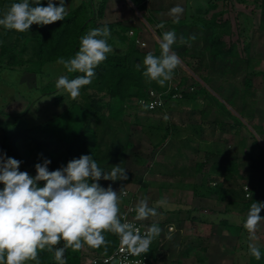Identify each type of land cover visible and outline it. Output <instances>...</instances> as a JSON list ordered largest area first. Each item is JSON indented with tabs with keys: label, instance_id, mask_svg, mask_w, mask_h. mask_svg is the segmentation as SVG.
Listing matches in <instances>:
<instances>
[{
	"label": "rangeland",
	"instance_id": "374dc122",
	"mask_svg": "<svg viewBox=\"0 0 264 264\" xmlns=\"http://www.w3.org/2000/svg\"><path fill=\"white\" fill-rule=\"evenodd\" d=\"M15 2L19 0H0V17ZM83 2L90 10L91 0H65L68 14ZM213 2L148 0L151 9L143 16L151 18L153 25L149 26L144 19L143 35L136 26L132 27L134 33L129 31L132 32L130 35L128 32L129 40L135 43L139 39L144 44L143 47L134 44L143 56L132 59L143 68L147 53L160 55L158 38H162L165 31L174 30L176 33L177 40L172 50L179 55L181 63L172 79L161 86L144 75L143 78L147 84L159 89L177 88L185 93L191 92L187 96L193 99L168 102L161 112H148L134 99L121 101L112 98L109 95L111 70L104 61L95 68L92 82L80 89L77 99H71L63 90L43 95L45 87H55L60 76L71 79L73 73L67 72L58 62L45 65L41 68L43 73L36 72L38 66L34 62H37V48L43 38H39L42 31L37 29L38 25L30 26L25 32L0 26V145L4 134L15 132L23 121L26 129L21 132L45 142H49L47 138L50 137L68 141L84 137L87 151H90L89 144L95 142L93 152L97 155L91 153V156L104 171H110L119 164L131 175L135 186H130L129 191L135 193L134 203L147 199L148 206H156V202L163 198L160 186L166 183L190 196L184 198L182 211L191 213L185 218H177V214L173 215L175 219L172 218L176 227L183 228L180 254L176 260L164 254L167 259L162 258L163 264H178L180 258L184 259L183 264H198L203 257L207 264L231 261L232 264H264V219L257 227L255 241L249 240V233L243 227L250 209L246 208L247 202L255 198L264 203V0H218L216 3L217 11L224 10L217 21L228 20L230 23L229 33L223 35V43L226 47L233 45L238 55L234 58L213 56L212 46L206 44V40L211 43V39L204 37L202 28L210 22L212 11L208 12V9ZM178 4L184 9L180 21L186 26L175 30V23L168 12ZM137 13L142 14L140 11ZM160 23L165 27L157 28ZM136 24L139 25L138 22ZM154 30H158L160 36ZM181 37L184 38L183 43ZM123 45L121 52L119 47H115L112 53L123 55L127 49L126 43ZM196 103L201 104L200 110ZM91 104L96 106L97 113L95 110L90 113L93 110ZM21 114H24L21 120L9 117ZM100 116L105 119L99 121ZM85 126H88L86 132ZM163 138L166 141L160 145ZM117 140L124 145L122 155L113 151L112 144ZM54 141L50 140L47 150L58 149L60 158L65 155V149L55 145ZM17 145H21L19 170L34 177L36 172L28 165L35 161L37 153L34 146L27 140L18 141ZM27 150L31 155H24ZM1 154L20 161L12 149ZM232 169L234 171L230 173L228 170ZM229 176L235 182H229ZM113 183L106 181L102 187L111 184L119 195L122 187L117 189ZM221 185L227 189L228 197L224 201H219L218 194H207L209 189ZM192 196L213 200L215 204L207 206L206 202L200 201L198 210L191 211L189 202ZM120 204L121 201L119 207ZM223 208L230 211L231 218V225L225 228L230 233L224 240L217 230L218 212ZM259 214L264 217V209ZM210 218H213L214 227L208 230L205 222ZM168 242L165 249H175L177 238L173 237ZM249 243L259 247V260L250 255ZM59 247L63 246L59 243L53 248ZM213 247L214 251L208 253V248ZM220 247L224 252H220ZM82 252L83 255L88 253L84 247ZM86 261L80 264H86Z\"/></svg>",
	"mask_w": 264,
	"mask_h": 264
},
{
	"label": "clouds",
	"instance_id": "9594fccd",
	"mask_svg": "<svg viewBox=\"0 0 264 264\" xmlns=\"http://www.w3.org/2000/svg\"><path fill=\"white\" fill-rule=\"evenodd\" d=\"M184 9L178 4L172 7L168 15L173 23H179ZM68 15L65 0H47L46 6L41 0H19L11 4L0 17V26L17 32L29 31L30 26L50 25L62 21ZM157 28H164L160 23ZM111 36L107 26L89 30L80 39L79 50L74 57L58 62L69 73L79 72L82 76L69 79L60 76L55 84L57 90H63L71 99L80 95V89L92 82L95 68L114 51L108 43ZM181 42L184 38L181 37ZM195 39V37H191ZM160 55L149 52L143 59V75L163 86L172 79L174 70L180 65L179 55L172 50L177 36L174 30L165 31L158 38ZM137 69L141 66L137 64ZM167 119V117H165ZM50 160L34 165L36 175L30 176L20 171L21 161L0 154V264H25L37 260L38 250L53 247L64 241V246L55 248L54 258L58 264H66V248L80 250L84 243L91 247L106 246L103 233L110 232L120 238L121 251L134 255L147 253L152 241L162 231L153 224L141 235L134 224L121 222L118 192L111 184L101 187L100 180L125 181L127 171L119 164L104 171L90 155H82L70 160L66 166L53 171L48 170ZM39 182H44L39 186ZM248 191V189L246 188ZM251 199V198H250ZM165 200H158L157 206H163ZM264 203L253 202L244 220L243 227L249 233V240L257 239L256 230L261 223L259 213ZM129 211L136 213V220L156 216V207H149L147 199L138 201ZM169 239L171 237L169 236ZM249 253L257 260L261 251L254 243H249Z\"/></svg>",
	"mask_w": 264,
	"mask_h": 264
},
{
	"label": "trees",
	"instance_id": "16d2710c",
	"mask_svg": "<svg viewBox=\"0 0 264 264\" xmlns=\"http://www.w3.org/2000/svg\"><path fill=\"white\" fill-rule=\"evenodd\" d=\"M54 2L57 3L58 0H54ZM107 2L108 0H100L97 5L96 10H94V6L92 3L89 5L90 10L87 9L88 5H86L85 3H82L74 11L70 12L65 17L64 20L55 22L50 25H45L46 27L38 25L37 29L41 30L42 32L40 33L43 34L41 35L39 33V38L40 36H42L43 38L40 40L39 46L37 48V53H36L37 62H34L35 65L38 66V69L36 72L43 73L41 71V68H43L47 64L56 63L61 58L68 60L74 57L75 53L79 50L80 39L83 35H85L91 29L107 26L110 29L111 34L117 35L119 38V41L123 44L126 43V46H127L126 52L123 55L107 54V59L104 61L105 64L111 70L109 95L112 98H116L121 101L131 100V99H134L135 101H137L139 99L145 98L148 94V91L151 89L156 90V91H165L166 90L165 87L159 89L156 86L147 84L143 78L144 68L140 67L139 69H137L136 67L137 65L133 61L135 60L136 57H142L143 53L135 47L134 45L135 43L131 39L129 40L128 38L129 29L127 27H122L120 28V32L114 33V25H110V26L102 25L99 22H97L99 19H102L103 17L104 9L106 7ZM130 2L140 12H145L146 10L149 9L148 8L149 6L147 4L148 0H130ZM217 2L218 0H214L213 4L210 5L208 9V12L212 11L210 22L206 23V25L204 24L202 28V30H204V37H206L207 39H211V43H209L206 40V44H208V46H212L211 53L213 54V56L224 57V58L226 57L234 58V57H237L238 55L234 51L233 45L226 47V45H224L223 43V35L225 36L229 33L230 23L228 22V20H222L220 22L217 21V19L224 14L223 9H221L222 11L220 10L217 11L218 9L217 8L218 5L216 4ZM46 3H47V0L41 1L42 5L46 6ZM262 12L264 15V10H262ZM144 19L149 26L153 25L154 22L150 20L151 18L150 19L144 18ZM33 25L35 26V24ZM185 26L186 25L182 21H179V23L174 24L175 30L183 29ZM154 33L157 36H160L158 30H154ZM49 39H50V42H49ZM110 42L111 40L108 38V43ZM247 50L248 48H246V51ZM175 70L173 74L175 73ZM80 74L81 73L79 72H73L72 78H76L77 76H80ZM44 90L46 92H44L43 95L54 94L58 91L56 87L54 86L45 87ZM179 90L182 94V98L179 100H182L183 98L184 99L189 98V96L187 95L190 94L191 92L185 93L181 89H177V88L171 89L170 95ZM170 95H168V99H170ZM189 99L191 100L193 98L190 97ZM90 106L93 108V110H91L90 113H93L96 106L92 104ZM148 112L152 113L155 111H148ZM157 112H159V110H157ZM23 115L24 114H21L18 116H9V115L8 116L11 117L12 119L21 120V118H23ZM99 118H101L99 121H102L105 119L103 118V116H100ZM7 123L8 122H6V124ZM24 129H26V125H25V122L23 121V123L17 127L15 132L9 133L8 135L4 134L1 145H0V154L8 153L12 149L14 155L19 158V149L21 145H17V143L18 141H21V140H27L28 144H31L34 146V149L37 153L35 156L34 163L28 164L34 171H35L34 165L37 163H41L44 159H48L51 161V163L49 164L48 170L53 171L58 168L66 166L70 160L78 159L82 155L91 156V153L93 154V156L97 155L96 152H93L95 142H91L89 144L90 151H87L86 139L84 137L73 138L72 140L74 141H68L60 137L55 138V139H53L52 137L47 138L49 142L50 140H55L54 141L55 145L65 149V155L63 154L62 157L58 158L57 156L58 149L47 150L50 146L49 142H45L44 140H38L34 137L26 136L23 132H21ZM84 129H85L84 131L86 132L88 129V126H85ZM165 133L166 135L168 134V129H166ZM164 141H166V138H163L161 140L160 145L163 144ZM112 147H113L114 152H117L122 155V152L124 150V145H122L118 140H117V143L115 142L112 144ZM26 154L31 155V151L27 150L26 152H24V155ZM24 155H22V158L24 157ZM19 159L20 161H22L21 158ZM24 163H27V162H24ZM228 171L232 173L231 171H234V169L228 170ZM127 176H128L127 180L115 181L113 183V185L117 186V189L122 187L119 193L120 198H121V192L124 189V186L134 183L131 180V175L127 174ZM231 176H229V182L234 181V179ZM43 183L44 182H39V186L42 187ZM98 183L102 187V185L105 184L106 181L100 180L98 181ZM225 190L227 191V189H225L221 185L219 187L209 189L207 194H211V195L218 194L217 196L219 198V201H224L228 197V195H226ZM221 192L222 194L219 196ZM253 202H258V200H256L255 198L249 200L246 204V208L249 209ZM103 235L105 236V240L108 242L107 245L106 246L102 245L101 247L96 248V247H91L88 244L84 243L83 247L88 252L85 255H83L82 248L80 250H73L72 248H66L64 252V259H65L66 264H80L81 261L88 258L90 254H94V253L108 254L112 252L116 246V235L110 232H105L103 233ZM152 243H153V246L150 251V256L153 262L155 260V257H154L155 256V239L153 240ZM60 244L64 246V241H61ZM54 250L55 248H53V251L51 252L48 251L47 248L43 250H38L37 260L35 261L30 260L25 263H28V264H58V262L54 258Z\"/></svg>",
	"mask_w": 264,
	"mask_h": 264
},
{
	"label": "crops",
	"instance_id": "0c3cea01",
	"mask_svg": "<svg viewBox=\"0 0 264 264\" xmlns=\"http://www.w3.org/2000/svg\"><path fill=\"white\" fill-rule=\"evenodd\" d=\"M100 0H97L96 2H94L93 0H91L93 6H94V10L97 9V5L99 3ZM85 3V2H83ZM149 9L146 10L145 12L149 13L150 11V7H148ZM138 10L136 9V7L130 2V0H108L106 7L104 9V13H103V17L101 20H98L97 22H99L102 25H114V33L116 32H120V28L122 27H127L129 29V31H132L133 33L135 32L134 29L132 28L133 26H136V28L139 30L141 29V31H139L140 35H143L145 32L143 30V23H144V16L146 13L145 12H141L142 14L138 15ZM160 12V11H159ZM133 18V19H132ZM139 23V25L137 26L136 23ZM143 22V23H142ZM127 24V25H125ZM109 39L111 40V42L109 43L110 45H112L113 49L116 50L117 47H119V51H122V46L123 43H121L119 41V38L117 35L115 34H111V36L109 37ZM144 42V41H143ZM150 46V43H149ZM116 47V48H115ZM121 48V49H120ZM155 47L151 48L154 49ZM124 51V50H123ZM118 52V50H117ZM114 54V53H112ZM115 55V54H114ZM198 105V109L200 110V106L199 103H196ZM211 110L213 111V107L211 108ZM264 141V140H263ZM130 186H135V184H130L128 185V188ZM139 186V185H137ZM264 187V184H263ZM138 189H141V187H137ZM133 189H135V187H133ZM160 195L163 197L161 198L162 200H165L166 203L163 206H149L151 207H156L157 210V215L156 216H149L147 219H145L147 221V224L149 226H152L153 224L155 225H159L161 224L160 228L162 229L160 235L158 237L155 238V260L152 262V264H163L162 262V258L166 261V259L168 257H173L175 260L178 258V255L180 254V239L182 236V231L183 228H179L176 227V221H174V216L175 214H177V218L183 216L184 218L188 216V214H190L191 212L185 213V211H182V205H183V200L184 198H188L190 196H185V194H183V190L176 188V189H172L169 187V184H162L160 186ZM256 191V190H255ZM161 192H163L161 194ZM263 193H264V188H263ZM259 199V198H258ZM260 200V199H259ZM121 204H120V208L121 206L124 204L123 199L120 198ZM200 201H204L206 202L207 206L211 205V204H215V202L213 200H207L206 198L204 199H200L197 197L192 196L190 198V202L189 205L191 206L190 209L191 211H196L199 208V204L201 203ZM262 201V200H260ZM215 209V208H214ZM219 211V209H218ZM193 212V213H194ZM194 215V214H193ZM230 211H227L226 208H223L222 210H220L218 212V216L219 218V222L217 224V230L219 231V236H221L224 239H227L228 235L230 232H227L225 230V228H227V226L229 227L230 224ZM173 216V217H172ZM174 218V219H172ZM198 219V218H197ZM213 218H210V220H207L205 222L206 228L209 230L210 228L214 227V222ZM172 227V230L171 228ZM168 228V229H167ZM167 229V230H166ZM174 229V231H173ZM169 236L171 237V239L173 237L177 238V244L174 243V247L175 249H165V245L166 243L170 240ZM212 236H210V238L212 239ZM219 236H214V238H217ZM174 240V239H173ZM169 244V242L167 243ZM220 252H224L223 248H219ZM214 251V247L212 248H208V253ZM206 253V251H205ZM167 256L164 257L165 255ZM180 258V257H179ZM201 261L198 262V264H207L205 257L200 258ZM180 263L183 264L184 259L180 258L179 259ZM178 263V264H180ZM210 264H212L211 262H209ZM192 264V263H190ZM197 264V262H196ZM227 264H232L231 262H228Z\"/></svg>",
	"mask_w": 264,
	"mask_h": 264
},
{
	"label": "built area",
	"instance_id": "2783aa9c",
	"mask_svg": "<svg viewBox=\"0 0 264 264\" xmlns=\"http://www.w3.org/2000/svg\"><path fill=\"white\" fill-rule=\"evenodd\" d=\"M129 34L131 35L132 32H129ZM135 43L140 44L141 47L144 46L143 43L139 42V39H136ZM170 91V89H167L165 91H156L151 89L148 91V94L145 98L137 100L136 103L148 111L159 110V112H161V110L166 107V104L168 102L170 103L174 100H179L182 98L180 90L172 93L171 95ZM168 95H170V99H168ZM128 185H125L124 189L121 192V199L125 201V205L121 206L120 208L121 222H129L134 224L135 227L140 230L141 235H143L146 232L147 228L150 226L147 224V221L145 219L136 220V213L134 211H129L130 208H134L136 206V203H134L136 198L135 193H131L129 191ZM245 190L246 189L244 188V191ZM152 246L153 243L150 244L147 253L134 255L129 251H121V248L123 246L121 244L120 238L116 235V246L112 252L108 254H90L89 257L86 258V264H151L152 259L150 256V251Z\"/></svg>",
	"mask_w": 264,
	"mask_h": 264
}]
</instances>
